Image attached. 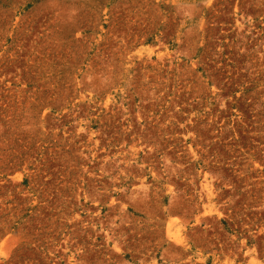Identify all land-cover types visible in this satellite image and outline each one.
<instances>
[{
	"label": "rangeland",
	"instance_id": "rangeland-1",
	"mask_svg": "<svg viewBox=\"0 0 264 264\" xmlns=\"http://www.w3.org/2000/svg\"><path fill=\"white\" fill-rule=\"evenodd\" d=\"M0 264H264V0H0Z\"/></svg>",
	"mask_w": 264,
	"mask_h": 264
}]
</instances>
